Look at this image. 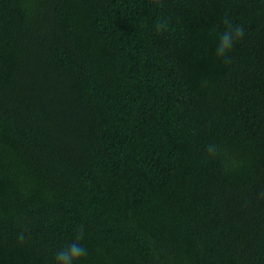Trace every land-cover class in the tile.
I'll return each instance as SVG.
<instances>
[{
  "label": "trees",
  "instance_id": "1",
  "mask_svg": "<svg viewBox=\"0 0 264 264\" xmlns=\"http://www.w3.org/2000/svg\"><path fill=\"white\" fill-rule=\"evenodd\" d=\"M81 230L80 264H264V0H0V264Z\"/></svg>",
  "mask_w": 264,
  "mask_h": 264
},
{
  "label": "clouds",
  "instance_id": "2",
  "mask_svg": "<svg viewBox=\"0 0 264 264\" xmlns=\"http://www.w3.org/2000/svg\"><path fill=\"white\" fill-rule=\"evenodd\" d=\"M243 34L242 26L228 23L225 30L218 34L215 55L219 58H227L234 43L242 38ZM82 239L81 230L74 240L56 251L53 264H80L88 254L87 248L80 242Z\"/></svg>",
  "mask_w": 264,
  "mask_h": 264
}]
</instances>
